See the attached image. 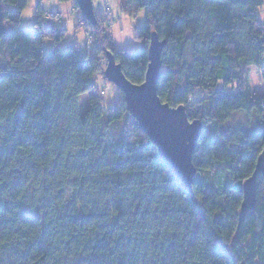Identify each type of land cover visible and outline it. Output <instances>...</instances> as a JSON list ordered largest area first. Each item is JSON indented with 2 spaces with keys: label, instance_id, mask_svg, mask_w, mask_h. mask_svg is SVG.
I'll list each match as a JSON object with an SVG mask.
<instances>
[{
  "label": "trees",
  "instance_id": "1",
  "mask_svg": "<svg viewBox=\"0 0 264 264\" xmlns=\"http://www.w3.org/2000/svg\"><path fill=\"white\" fill-rule=\"evenodd\" d=\"M2 3L0 264H264L262 176L239 223L241 186L264 148V96L247 81L256 68L264 82L263 0H142V51L130 54L115 49L104 21L78 17L91 50L113 54L132 84L144 82L151 33L166 41L157 96L203 122L192 195L137 129L122 94L103 106L88 50L44 51V37L64 39L66 30L42 24L40 0L31 33L21 25L28 0ZM235 114L255 123L224 128ZM125 117L134 121L130 137L116 133Z\"/></svg>",
  "mask_w": 264,
  "mask_h": 264
},
{
  "label": "water",
  "instance_id": "2",
  "mask_svg": "<svg viewBox=\"0 0 264 264\" xmlns=\"http://www.w3.org/2000/svg\"><path fill=\"white\" fill-rule=\"evenodd\" d=\"M81 16L95 27V13L92 0H73ZM6 33L4 25L3 3L0 0V38ZM147 46V67L142 84H132L121 70V66L115 62L113 54L105 53V80L119 89L124 100V108L130 117L136 121L137 129L143 132L158 152V157L165 163L169 173H172L178 183L186 192L192 195V183L196 175V168L192 156L203 131V122L190 123L185 107H170L162 103L157 96V82L162 68L161 56L166 41L158 39L155 32L151 33ZM195 127L199 134L191 136L186 132L184 125ZM254 172L241 186L242 201L239 212V223L246 216V212L256 205L257 177L264 180V148L257 157Z\"/></svg>",
  "mask_w": 264,
  "mask_h": 264
},
{
  "label": "rangeland",
  "instance_id": "3",
  "mask_svg": "<svg viewBox=\"0 0 264 264\" xmlns=\"http://www.w3.org/2000/svg\"><path fill=\"white\" fill-rule=\"evenodd\" d=\"M28 6L27 8L31 9V15H26L25 10L22 12L21 16V25L27 32H33L35 31V22L37 21L36 17V8L39 3V0H36V3H33V0H28ZM66 2V0H64ZM42 9L46 12V15L42 17V24H44L45 27L53 29H62L66 30V36L68 37L65 42L60 45V48L63 50L65 47L71 45V43H77L79 45V48L82 52H87L88 55L93 61V66L96 71L95 78H94V87L97 89V92L101 96L102 104L107 109H112L120 99L121 96L120 91L117 87H115L112 83H109L105 80V77L102 74V69H105V56L103 53L95 54L93 52L92 44H89V41L92 39L90 38V32L87 30L85 31L83 28H80L77 30L75 27L78 24V17L80 16V11H78L74 5L73 0H71V3L67 6V10H65L64 7H62L61 2L54 3L55 6H46L42 0H40ZM92 6L95 13V17H97L98 22H103V27L109 26V30H107L108 35H110V38L115 42V49L117 51L130 54L132 52H138L141 50L142 45L140 41L137 40L138 35V29L142 28V26L146 22V12L144 9V16L141 17L139 15L141 10H138L137 8L134 9L135 15H133V11H129L124 9L123 7H120L117 3V0H99L97 3L96 0H92ZM55 11V15H53ZM124 14V15H122ZM259 16H262L260 12H257ZM125 15L130 16V20H125ZM52 16L53 18L59 16L60 23H55L56 19L49 20L45 17ZM135 21V23H133ZM106 23V24H105ZM126 27H129L131 30V38L129 39L127 35L123 36L122 40L124 43H120V40H117L116 34L117 33H124ZM45 41V40H44ZM43 49L45 52L51 50L52 44H45L43 42ZM1 62V61H0ZM262 67L264 69V61L262 64ZM97 81H100V83H97ZM247 81L249 82V88L251 92H253V95L256 96H264V84L263 81L260 79L259 69H251V72L249 73V76L247 78ZM219 87L222 89V85L219 84ZM226 91H231L230 88H225ZM89 97L90 92L87 96L81 95L79 100V111L83 115L88 111L89 107ZM200 97L199 92H195L191 99H198ZM134 121L131 120V118H124V121L120 122L119 125L116 127V133L119 135L120 133L123 134L125 137H130L132 135V125ZM251 122V123H250ZM255 123L254 119H251L250 121L241 114H235L233 119L226 125H224V128H228L229 126H243L247 128L249 125ZM112 132L115 133L114 127L112 129ZM121 138V137H120Z\"/></svg>",
  "mask_w": 264,
  "mask_h": 264
},
{
  "label": "snow or ice",
  "instance_id": "4",
  "mask_svg": "<svg viewBox=\"0 0 264 264\" xmlns=\"http://www.w3.org/2000/svg\"><path fill=\"white\" fill-rule=\"evenodd\" d=\"M60 2L62 3V2H64V0H60ZM98 2H99V0H97V3ZM33 3H36V0H33ZM117 3L119 4L120 7H123L124 9L129 10V11H133V15H135L134 9L141 7L142 0H132L131 3H129V0H117ZM50 6L54 7L55 4L54 3L50 4ZM53 13H54L53 15L56 14L55 11ZM143 16H144V12H142L141 17H143ZM49 17H52V16H49ZM57 17H59V16H57ZM60 19L61 18L56 20L55 23L59 24L60 23ZM49 20H52V19L49 18ZM133 23H135V21H133ZM131 35L132 34L127 35V37L130 39ZM67 39H68L67 36H65L64 39H61V37L59 35H55V36H50V39L47 40V41H44V42H45V44H53V45L54 44H61L62 45L65 42V40H67ZM117 40H119V39H117ZM120 43H124V41L120 40ZM109 51H111V49H109ZM141 51H142V49H141ZM262 83H264V82H262ZM81 94L83 96H87L88 95L87 92H83ZM190 123L195 124L196 122L195 121H191ZM184 128L186 129V132L188 134H190L191 136H196V135L199 134V130L197 128H195V127H188L187 124H185ZM260 132H261V134H264V128H261Z\"/></svg>",
  "mask_w": 264,
  "mask_h": 264
},
{
  "label": "clouds",
  "instance_id": "5",
  "mask_svg": "<svg viewBox=\"0 0 264 264\" xmlns=\"http://www.w3.org/2000/svg\"><path fill=\"white\" fill-rule=\"evenodd\" d=\"M42 2H43L46 6H48V5H50V4L60 2V0H42ZM96 2H97V0H96ZM70 3H71V0H66V2H62V7H64L65 10H67V6H68ZM142 12H143V10L140 11L139 15H142ZM25 14L30 16V15H31V9H30V8H26V9H25ZM122 15H124V14H122ZM45 18H47V19L51 18V19H56V20H58L60 17H55V18H53V17H45ZM130 19H131L130 16L125 15V20H130ZM130 34H131V30H130V28H129V27H126L124 33H117V34H116V38L119 39V40H122L123 36H125V35H130ZM49 39H50V37H48V36L44 37V40H45V41H47V40H49ZM97 83H100V81H97Z\"/></svg>",
  "mask_w": 264,
  "mask_h": 264
},
{
  "label": "crops",
  "instance_id": "6",
  "mask_svg": "<svg viewBox=\"0 0 264 264\" xmlns=\"http://www.w3.org/2000/svg\"><path fill=\"white\" fill-rule=\"evenodd\" d=\"M263 2H264V0H263ZM258 12H260L261 14H262V16H259V18L264 22V4H263V6H262V8L258 11ZM252 69V68H251ZM250 69V70H251ZM251 72V71H250ZM249 83V82H248Z\"/></svg>",
  "mask_w": 264,
  "mask_h": 264
},
{
  "label": "built area",
  "instance_id": "7",
  "mask_svg": "<svg viewBox=\"0 0 264 264\" xmlns=\"http://www.w3.org/2000/svg\"><path fill=\"white\" fill-rule=\"evenodd\" d=\"M89 44H93V43H92V40H91V41H89Z\"/></svg>",
  "mask_w": 264,
  "mask_h": 264
}]
</instances>
